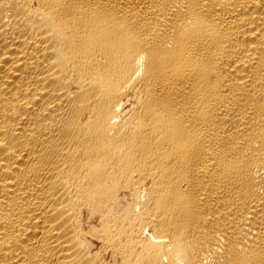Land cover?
Segmentation results:
<instances>
[{
  "label": "bare ground",
  "instance_id": "obj_1",
  "mask_svg": "<svg viewBox=\"0 0 264 264\" xmlns=\"http://www.w3.org/2000/svg\"><path fill=\"white\" fill-rule=\"evenodd\" d=\"M0 264H264V0H0Z\"/></svg>",
  "mask_w": 264,
  "mask_h": 264
}]
</instances>
